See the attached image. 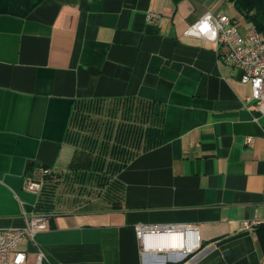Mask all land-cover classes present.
Returning <instances> with one entry per match:
<instances>
[{
  "label": "crops",
  "instance_id": "1",
  "mask_svg": "<svg viewBox=\"0 0 264 264\" xmlns=\"http://www.w3.org/2000/svg\"><path fill=\"white\" fill-rule=\"evenodd\" d=\"M206 12L253 26L231 0H0V229L36 213L27 170L66 168L75 100L136 98L162 113L159 145L116 176L120 203L48 215L17 247L25 264L38 249L46 264H264V114L214 44L185 36ZM172 225L196 228L198 247H146L136 233Z\"/></svg>",
  "mask_w": 264,
  "mask_h": 264
},
{
  "label": "trees",
  "instance_id": "2",
  "mask_svg": "<svg viewBox=\"0 0 264 264\" xmlns=\"http://www.w3.org/2000/svg\"><path fill=\"white\" fill-rule=\"evenodd\" d=\"M231 2L245 22L264 35V0ZM161 124V108L154 102L136 98L75 100L65 133L72 156L65 169H52L46 178L36 213L71 211L93 199L120 203L118 172L137 154L159 145ZM260 230L264 224L257 226L258 236Z\"/></svg>",
  "mask_w": 264,
  "mask_h": 264
},
{
  "label": "built area",
  "instance_id": "3",
  "mask_svg": "<svg viewBox=\"0 0 264 264\" xmlns=\"http://www.w3.org/2000/svg\"><path fill=\"white\" fill-rule=\"evenodd\" d=\"M158 17L148 14V18ZM185 36L205 39L214 44L223 63L241 72L240 81L250 87L249 100L255 103V108L264 114V35L251 26L242 33L233 19L225 14L206 12L185 31ZM52 173L46 166L31 167L24 175L23 189L39 196L45 180ZM26 226L20 229H0V264H25L26 253L17 247L24 240H33L35 235L47 227L48 215L32 212L23 213ZM244 229L250 224L243 223ZM166 231L167 234H179L182 241L190 240L198 247L196 228L189 225L172 226H137L136 233L143 238L146 232ZM34 264H46L42 250L36 252Z\"/></svg>",
  "mask_w": 264,
  "mask_h": 264
},
{
  "label": "bare ground",
  "instance_id": "4",
  "mask_svg": "<svg viewBox=\"0 0 264 264\" xmlns=\"http://www.w3.org/2000/svg\"><path fill=\"white\" fill-rule=\"evenodd\" d=\"M145 246H153L155 248H186V245L189 243L194 248L196 243H191L190 240L182 241L179 234H161V235H145ZM148 240V241H147ZM187 243V244H186ZM191 246L187 248L190 249Z\"/></svg>",
  "mask_w": 264,
  "mask_h": 264
},
{
  "label": "water",
  "instance_id": "5",
  "mask_svg": "<svg viewBox=\"0 0 264 264\" xmlns=\"http://www.w3.org/2000/svg\"><path fill=\"white\" fill-rule=\"evenodd\" d=\"M161 234H167L166 231H157V232H146L144 235H161ZM191 251L188 252H184V256H186L188 253H190Z\"/></svg>",
  "mask_w": 264,
  "mask_h": 264
},
{
  "label": "rangeland",
  "instance_id": "6",
  "mask_svg": "<svg viewBox=\"0 0 264 264\" xmlns=\"http://www.w3.org/2000/svg\"><path fill=\"white\" fill-rule=\"evenodd\" d=\"M59 186H60V185H58L57 188H58ZM74 193L76 194L77 192H74Z\"/></svg>",
  "mask_w": 264,
  "mask_h": 264
}]
</instances>
